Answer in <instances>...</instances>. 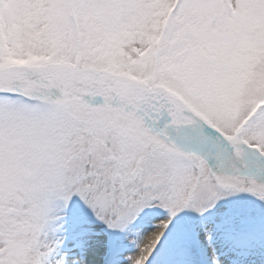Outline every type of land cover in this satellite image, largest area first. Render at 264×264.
Here are the masks:
<instances>
[{
  "label": "snow or ice",
  "instance_id": "snow-or-ice-1",
  "mask_svg": "<svg viewBox=\"0 0 264 264\" xmlns=\"http://www.w3.org/2000/svg\"><path fill=\"white\" fill-rule=\"evenodd\" d=\"M0 264H264V0H0Z\"/></svg>",
  "mask_w": 264,
  "mask_h": 264
}]
</instances>
